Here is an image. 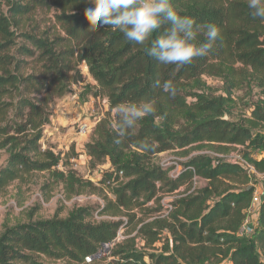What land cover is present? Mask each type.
Returning <instances> with one entry per match:
<instances>
[{
    "label": "trees",
    "instance_id": "trees-1",
    "mask_svg": "<svg viewBox=\"0 0 264 264\" xmlns=\"http://www.w3.org/2000/svg\"><path fill=\"white\" fill-rule=\"evenodd\" d=\"M170 2L179 15L197 25L213 23L219 31L210 42L197 30L194 43H210V51L182 66L160 64L147 53L167 23L138 45L112 26L88 29L87 0H0V154L7 156L0 167V198L16 183L48 174L68 199L90 193L104 200L97 210L84 206L66 217L6 227L0 264H264V202L258 225L241 233L254 176L239 162L193 155L209 149L223 156L242 147L244 159L264 171V161L252 158L264 149V20L253 18L247 0ZM47 8L59 12L56 28L64 36H52L50 29L25 32L27 20ZM18 37L25 45L16 47ZM83 65L96 83L94 97L107 99L110 107L85 145L93 169L111 166L100 188L60 171L69 155L42 144L51 104L86 82ZM205 78L220 80L222 94ZM165 82L174 85L175 95L164 90ZM254 90L261 94L247 104L250 117L233 119L234 94L244 91L252 98ZM145 99L154 101L155 111L115 143L116 106ZM169 151L187 158L174 176L175 168L156 161ZM54 185L48 182L43 190ZM166 197H173L171 208ZM96 213L106 219L97 221Z\"/></svg>",
    "mask_w": 264,
    "mask_h": 264
},
{
    "label": "rangeland",
    "instance_id": "rangeland-1",
    "mask_svg": "<svg viewBox=\"0 0 264 264\" xmlns=\"http://www.w3.org/2000/svg\"><path fill=\"white\" fill-rule=\"evenodd\" d=\"M57 14L59 12L55 9L47 8L39 10L35 16L27 20L25 32L41 35L50 29L52 36H64L62 31L56 28L55 16ZM25 43L21 37H18L16 47L25 45ZM82 70L86 75V82L74 86L72 88V94L62 99H57L51 104V124L45 129L49 132L46 133V139H44L42 144L46 149L53 148L55 153L63 152L69 155L70 158L67 159L69 160L68 166L60 167V171H72L76 174L77 178L84 182H90L100 188L102 187L100 182L104 172L111 170L110 164L107 163L96 169H93L90 165L89 158L86 155L85 145L90 141L92 133L87 136H81V142H77L75 139L79 135L78 129L80 126L93 122L97 124L100 119L110 113V107L108 106L107 99L94 97L96 92L94 86L96 83L88 76V70L84 65L82 66ZM205 81L208 86L216 89L219 95L222 94V83L220 80L205 78ZM253 93L254 96L252 98L249 97L248 92L244 91H237L234 94L235 105L232 111L233 119L238 120L240 118L250 117L251 110L247 108V104L252 100L258 99L261 94L258 90H254ZM116 115L117 111H113L112 116L115 117ZM197 154H207L212 158L223 157L222 159L232 163L239 162L243 164L249 169V174L254 176L251 186H255L256 189H262L260 175L264 171H258L255 164H251L244 159V149L242 147H232L223 156H218L209 149L193 152V155ZM252 158L255 162L264 161V149L254 152ZM6 160L7 156L0 154V167L5 165ZM156 161L158 164L164 165L167 168H175L174 170L181 172L183 170L182 164L187 161V158L169 151L158 155ZM48 182L50 185H54V181L52 179L49 180L48 174H37L27 185L16 183L9 188L6 195L0 198V234L6 227H14L27 223L30 220L50 219L57 214L61 217H66L75 208L91 206L97 210L99 206L104 204L103 198L98 194L83 193L68 199L64 193L62 184H55L47 193L43 188ZM202 185V182H197V188ZM107 193L110 198H114L108 190ZM172 199L173 197H166L165 203L167 204ZM95 216L97 221L106 219L97 213ZM108 249L109 246H105V250ZM105 256H107V252L102 254V257Z\"/></svg>",
    "mask_w": 264,
    "mask_h": 264
},
{
    "label": "clouds",
    "instance_id": "clouds-1",
    "mask_svg": "<svg viewBox=\"0 0 264 264\" xmlns=\"http://www.w3.org/2000/svg\"><path fill=\"white\" fill-rule=\"evenodd\" d=\"M92 7L86 8L84 16L89 23L88 29L95 31L102 26L117 28L130 42L143 45L154 31L162 24H169L168 29L154 40L147 49L148 55L158 63L177 65L191 63L195 57L205 56L210 51V43L197 46V30H204L208 41H215L219 36L218 28L213 23L195 24L188 16H181L172 6L170 0H87ZM248 8L253 18L264 20V0H247ZM155 87H160V81H155ZM165 91L175 95V87L171 82L163 84ZM119 119L115 125L117 139L135 126L141 118L155 111L154 101L142 100L138 103L123 102L116 106ZM145 150L149 145L142 144Z\"/></svg>",
    "mask_w": 264,
    "mask_h": 264
},
{
    "label": "built area",
    "instance_id": "built-area-1",
    "mask_svg": "<svg viewBox=\"0 0 264 264\" xmlns=\"http://www.w3.org/2000/svg\"><path fill=\"white\" fill-rule=\"evenodd\" d=\"M96 125V123H91V124H85L79 127L78 132L80 136H87L89 135L94 126ZM241 164V163H240ZM243 165V164H241ZM180 172H177L176 170L171 172V176L177 175ZM122 175V173L120 174ZM260 178L262 180V184H264V172L260 175ZM264 202V190H260V189H256L254 194H253V198H252V202H251V207L249 209V214H248V218L241 230V233H251L252 229L254 228V226H257V212L258 209L261 205V203ZM167 208H171L170 205L167 204L166 206Z\"/></svg>",
    "mask_w": 264,
    "mask_h": 264
},
{
    "label": "crops",
    "instance_id": "crops-1",
    "mask_svg": "<svg viewBox=\"0 0 264 264\" xmlns=\"http://www.w3.org/2000/svg\"><path fill=\"white\" fill-rule=\"evenodd\" d=\"M49 127V126H48ZM46 127V128H48ZM49 131L45 130V136H46V133H48ZM69 139H72V138H69ZM77 142H81L82 141V137L81 136H77L76 139H75ZM262 187L264 188V184H262Z\"/></svg>",
    "mask_w": 264,
    "mask_h": 264
},
{
    "label": "water",
    "instance_id": "water-1",
    "mask_svg": "<svg viewBox=\"0 0 264 264\" xmlns=\"http://www.w3.org/2000/svg\"><path fill=\"white\" fill-rule=\"evenodd\" d=\"M225 119L227 120L228 117H225ZM241 166H242V168H243L244 170H247V167H246V166H244V165H241Z\"/></svg>",
    "mask_w": 264,
    "mask_h": 264
}]
</instances>
